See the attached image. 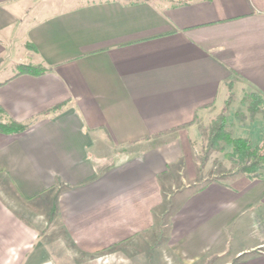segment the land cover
Instances as JSON below:
<instances>
[{"label":"crops","instance_id":"crops-1","mask_svg":"<svg viewBox=\"0 0 264 264\" xmlns=\"http://www.w3.org/2000/svg\"><path fill=\"white\" fill-rule=\"evenodd\" d=\"M37 1L0 0V264H264V169L199 185L195 153L229 90L264 141V0Z\"/></svg>","mask_w":264,"mask_h":264},{"label":"trees","instance_id":"trees-1","mask_svg":"<svg viewBox=\"0 0 264 264\" xmlns=\"http://www.w3.org/2000/svg\"><path fill=\"white\" fill-rule=\"evenodd\" d=\"M189 0H182L176 4H185ZM19 73H29L39 75L44 72V69L38 65H20ZM231 89V84L229 85ZM232 94L229 90L227 99L224 102L223 108L216 117L212 118L207 126L208 129V145L209 148H220L219 144L230 145L231 151L227 154V158L236 166L233 174H247L251 177H259L264 169V141L259 145H252L251 141L246 138L233 137L231 130L226 122L227 107L230 103ZM264 112V100L259 94H251L248 101V111L250 115L256 112ZM0 112H2L0 108ZM28 125L16 121H0V132L6 134H17L27 130ZM51 210V214L53 213Z\"/></svg>","mask_w":264,"mask_h":264},{"label":"rangeland","instance_id":"rangeland-1","mask_svg":"<svg viewBox=\"0 0 264 264\" xmlns=\"http://www.w3.org/2000/svg\"><path fill=\"white\" fill-rule=\"evenodd\" d=\"M87 1H91V0H66L65 5L72 6V5H76V4L87 2ZM129 1H135V0H129ZM154 1L155 2H175L176 3V2H179L182 0H154ZM37 2H38V6H42L43 4H45V2L43 0H38ZM39 8H41V7H39ZM14 69H16V68L13 67V65H10L6 68V70L4 72H5V74H8ZM5 74L0 75V79L2 77H4ZM231 94H232V97H231L229 105L231 104L232 101L237 100V97L234 95V93L232 91H231ZM251 94H253V92H245V93L243 92L240 95L241 96L240 102L242 103V106L243 105L245 106L243 108H245L247 110V114H248L247 116L249 118H252L256 113H262L264 115L262 108L260 111L256 112L254 115H252V116L250 115V113L248 111V101H249V96ZM229 105L227 107V114H228ZM237 109H239V108H237ZM221 110L217 114H219L221 112ZM227 114H226V119H227ZM240 114H242V118L246 117L244 115V113H240ZM216 115L214 117H216ZM214 117H212V118H214ZM0 118H1V116H0ZM211 119H209L207 122H203V123L199 124V131H200L199 138L195 141V145L198 148V149H196L197 151L195 153H196V159L199 163V169H200L199 177L202 178L199 181V183H200L199 185H203L204 183H206L209 180L217 181V180L224 179L227 176H230L231 174H233V171L236 170V166L232 162H230L229 159L227 158V154L231 150L230 145H224V144L220 143L219 144L220 148H216V147L209 148V147H207V145H208L207 144L208 143L207 126H208ZM226 122H227V120H226ZM205 177H206V180L203 179Z\"/></svg>","mask_w":264,"mask_h":264}]
</instances>
